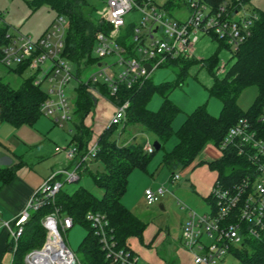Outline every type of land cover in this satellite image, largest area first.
<instances>
[{
  "label": "built area",
  "instance_id": "2783aa9c",
  "mask_svg": "<svg viewBox=\"0 0 264 264\" xmlns=\"http://www.w3.org/2000/svg\"><path fill=\"white\" fill-rule=\"evenodd\" d=\"M249 0H182L178 7L185 8L187 15L177 19L171 15L164 3L156 0H104L105 7L101 29L96 34V69L84 78L72 73L73 62L65 54L69 19L57 13L48 28L37 40L20 31L7 29L1 45L0 61L8 67L24 66L30 70L33 83L40 86L46 97L40 104V112L63 125L74 119L76 88L70 92L73 78L84 83L97 98L103 95L97 88L102 84L109 94L117 98L121 87H140L150 79L153 70L178 58H192L198 32L216 35L231 51V55L252 34V27L258 18L254 8L247 10ZM137 10L139 22L132 29L127 28L125 15ZM9 24L2 18L0 26ZM115 57L113 61L107 59ZM49 62L48 66H45ZM146 64H150L148 70ZM229 62L217 65L216 75H223ZM99 80H102L101 83ZM48 85L47 89L43 84ZM110 124L124 121L130 99H117ZM99 135L93 134L87 145V152L79 155L77 145L57 146L64 151L74 167L54 170L42 184L33 191L23 209L13 220L0 219V226L8 229L10 238L17 241L31 209L40 208L48 198L62 189L65 182L80 178V165L95 157ZM151 153L153 145H143ZM222 155L234 153L243 159L228 181L216 179L210 196L212 202L208 211L198 212L189 207L182 229L183 248L191 255L193 264H222L227 253L238 256L235 251L244 248L248 239H256L264 246V105L255 116L245 115L230 126L219 145ZM221 155V156H222ZM79 162H76L77 158ZM180 173H174L172 180H179ZM168 188L157 191L145 190L148 204H153ZM61 213L59 207L42 220L46 228V240L40 248L25 255L26 264H81L62 231L71 228V216ZM101 250L108 264H147L130 247L121 246L111 228L109 218L103 212L88 211L86 214ZM207 237V240L204 238ZM239 257V256H238Z\"/></svg>",
  "mask_w": 264,
  "mask_h": 264
},
{
  "label": "trees",
  "instance_id": "16d2710c",
  "mask_svg": "<svg viewBox=\"0 0 264 264\" xmlns=\"http://www.w3.org/2000/svg\"><path fill=\"white\" fill-rule=\"evenodd\" d=\"M30 1L35 6L43 2L47 3L56 9L57 13L68 17L69 29L64 54L76 66L77 75L81 76L85 67L91 66L96 60L93 49L96 34L102 26L100 20L94 16L92 6L86 0ZM179 2V0H166L165 6L168 10H173L179 6ZM255 10L258 18L252 27L250 37L230 56L231 60L223 75H216L213 72L214 85L211 90L219 94L222 99V109L218 117L211 115L205 106H199L187 114L180 127L174 130L172 123L180 108L168 98L173 88L169 81L155 85L148 79L140 87H121L117 98L109 94L106 86L97 85L99 91L107 94L112 102L116 103L118 98L130 99L123 121L124 127L142 124L145 132L152 133L154 138L162 143L161 148L171 135L176 134L178 139L176 144L171 150L165 151L161 160V164L170 170L171 177L177 169L190 166L208 142L219 147L228 129L239 117L255 116L262 111L264 105V10L258 8ZM7 29V25L0 26V59L1 45ZM194 60L178 57L169 62L182 64L181 67L184 70L189 62ZM203 61L212 71L219 63L217 56ZM22 69L24 66H18L16 71L20 72ZM252 84L258 88L257 96L250 107L243 110L237 104L236 97L244 87ZM155 91L160 92L164 97L157 111L147 108V102ZM45 97V91L33 83L32 77L24 79L19 86L13 87L0 76L1 119L15 124H32L41 114L40 104ZM95 99L96 97L84 83H78L74 99V122L77 133L72 137L71 142L77 145L79 155L87 152L88 142L93 135V130L85 124V118L94 108ZM117 125H108L98 137L99 149L94 158L103 164L104 170L94 173L93 178L95 184L102 189L101 196L95 195L83 186H79L72 192L60 189L40 208L31 209L17 241L12 238L7 240L6 250L13 253L11 264H26L24 260L26 253L44 244L47 232L42 220L56 207H59L61 213L71 216L73 224L81 222L87 229L78 249L81 264H108L97 235L86 218L88 211H99L107 215L121 246H126V240L130 235L141 233L143 227L141 219L132 213L121 199L131 171L146 170L156 150L154 149L151 153L145 151L143 144L136 142L134 138L127 141L111 138L110 133ZM80 158L78 157L76 162H79ZM72 163L74 164V161ZM208 164L216 169L217 179L228 181V178L241 168L243 159L234 153L227 152L220 158L209 161ZM81 169L87 171L89 166L87 163H81ZM15 176V168H0V177L4 183L11 182ZM210 197V195L207 196L208 199ZM235 253L247 264H264V246L256 239H248L244 243V248Z\"/></svg>",
  "mask_w": 264,
  "mask_h": 264
},
{
  "label": "rangeland",
  "instance_id": "374dc122",
  "mask_svg": "<svg viewBox=\"0 0 264 264\" xmlns=\"http://www.w3.org/2000/svg\"><path fill=\"white\" fill-rule=\"evenodd\" d=\"M86 1L92 6L94 16L101 20L105 7L104 0ZM156 1L162 3L166 0ZM246 8L249 11L251 8L264 10V0H249L246 3ZM0 10L2 18L9 24V30H18L30 35L35 40L47 29L57 14L56 9L49 4L43 2L35 6L30 0H0ZM171 15L182 19L187 15V10L176 7L171 10ZM140 17L141 14L137 10L127 13L125 15L127 28L132 29L136 26ZM217 38L210 32H198L191 56L195 60L189 62L186 69H182V64L167 62L155 68L151 73L150 80L155 85L167 81L173 85L168 98L180 108L172 123L174 130L180 127L187 114L199 106H205L208 112L215 117L220 116L221 96L211 90L217 66L212 71L203 61H207L212 56L218 57L219 65L231 60L230 49ZM93 55H95L94 51ZM107 59L113 61L115 57ZM48 65L49 62L45 66ZM17 68V65L8 67L0 61V76L13 87L19 86L24 79L31 76L30 70L22 69L17 72ZM95 69V66L85 67L82 76L88 77ZM76 72L77 68L73 64L72 73ZM99 81L103 83L102 80ZM77 85L78 80L73 78L69 83L68 90L71 92ZM43 88L47 89L48 85L44 83ZM257 93L256 85H248L240 91L236 102L240 108L247 110L255 100ZM163 100V95L155 91L147 102V108L157 111ZM109 101L111 100L107 94L98 96V103L89 113L87 121H91L96 133L109 125L112 117ZM76 133L77 127L74 119L64 121L63 125H59L42 113L32 124H15L0 118V167L15 168V178L19 179V182L35 187L54 170L63 166L74 167V164L66 158L65 152L57 151L56 147L72 145L71 139ZM110 137L118 141L134 138L136 142L143 145L148 141L153 143L155 140L152 133L143 130L142 124L124 127L123 122L111 131ZM177 140L174 133L165 141L162 148L153 153L146 170L134 169L131 171L121 199L124 205L143 223L141 233L130 235L126 240V245L139 254L147 264H170V262L192 264V257L183 248L181 239L187 217V210L183 207L205 212L208 211V207L213 201L211 197L208 199L205 193L201 192L200 185H207L213 176L216 178L217 171L208 162L220 157L221 151L212 142H208L190 166L175 171L181 174V178L173 181L170 170L161 164V160L165 151L171 150ZM87 165L89 169L87 171L81 169L80 178L77 181L65 182L62 189L72 192L79 186H83L95 195L101 196L102 189L95 184L93 174L104 170V166L93 156ZM160 187L168 188V191L159 196V199L153 204H148L145 190L151 188L153 191H157ZM86 233L87 229L81 222H76L71 228L62 231L66 243L76 252L80 260L78 249ZM206 238L204 240H207ZM12 257L13 253L7 250L0 264H11ZM222 264L247 263L241 257L229 252Z\"/></svg>",
  "mask_w": 264,
  "mask_h": 264
},
{
  "label": "crops",
  "instance_id": "0c3cea01",
  "mask_svg": "<svg viewBox=\"0 0 264 264\" xmlns=\"http://www.w3.org/2000/svg\"><path fill=\"white\" fill-rule=\"evenodd\" d=\"M162 3H164V2H162ZM40 36H38V37H40ZM97 103H98V97L95 99V105ZM109 103H110L109 106H110L111 114H113V112L115 110V104L112 101H109ZM88 117H89V115L85 118V124L93 130V134L100 135L105 130V128H107L105 126L98 133H96L94 131V128H93L91 121H87ZM125 140H130V138H127ZM148 142H150V141H148ZM151 144H153V143H151ZM220 157H218V158H220ZM215 159H217V158H215ZM215 159H213V160H215ZM70 166L69 167L63 166L61 168H71ZM0 168L2 169V167H0ZM61 168H58V169H61ZM210 179H212V180L210 182H208L207 185H200V190L202 193H205L206 197L209 196V194H210V191L214 185V182L217 179V174H216V178L213 176ZM44 180H42L35 187H31V186H28L24 182L23 183L19 182V179H16V178L11 180V182H9V183H4L2 181V177H0V219L3 218L6 220H13L20 213V211L23 209V207H24L27 199L29 198V196L33 193V191L35 189H37L42 184V182ZM161 206H163V204H161ZM9 238H10V235H9L8 229L0 226V263L6 255V251H7L6 250V243H7V240ZM192 264H193V262H192Z\"/></svg>",
  "mask_w": 264,
  "mask_h": 264
},
{
  "label": "water",
  "instance_id": "95a60500",
  "mask_svg": "<svg viewBox=\"0 0 264 264\" xmlns=\"http://www.w3.org/2000/svg\"><path fill=\"white\" fill-rule=\"evenodd\" d=\"M146 66H147L148 70H150V64H146ZM152 145H153V147H154L155 150H158V149L161 148L162 143L158 139H155L153 141V144Z\"/></svg>",
  "mask_w": 264,
  "mask_h": 264
}]
</instances>
